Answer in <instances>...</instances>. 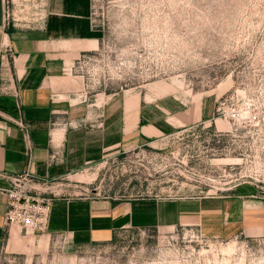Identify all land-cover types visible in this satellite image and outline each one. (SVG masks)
<instances>
[{"label": "rangeland", "instance_id": "1", "mask_svg": "<svg viewBox=\"0 0 264 264\" xmlns=\"http://www.w3.org/2000/svg\"><path fill=\"white\" fill-rule=\"evenodd\" d=\"M87 1L96 40L74 68L84 99L113 103V146L53 178L52 201L176 219L84 240L2 217L0 264H264V0Z\"/></svg>", "mask_w": 264, "mask_h": 264}, {"label": "crops", "instance_id": "2", "mask_svg": "<svg viewBox=\"0 0 264 264\" xmlns=\"http://www.w3.org/2000/svg\"><path fill=\"white\" fill-rule=\"evenodd\" d=\"M6 5L5 17L0 0V187L7 185L2 175L26 170L38 178H58L94 164L112 148L114 127L111 100L106 93L99 104L84 99L86 84L74 68L96 40L88 1L7 0ZM126 105H116L125 124ZM141 115L138 109L132 117ZM4 208L0 192V238ZM165 211L145 202L54 200L49 228L75 239H107L126 224L176 219L173 207Z\"/></svg>", "mask_w": 264, "mask_h": 264}, {"label": "built area", "instance_id": "3", "mask_svg": "<svg viewBox=\"0 0 264 264\" xmlns=\"http://www.w3.org/2000/svg\"><path fill=\"white\" fill-rule=\"evenodd\" d=\"M5 17L7 0H3ZM25 146H29L27 138ZM7 185L0 187L5 196L3 221L6 225L17 224L23 228H45L54 195H50L53 178H38L23 170L13 175H2ZM53 184V185H52Z\"/></svg>", "mask_w": 264, "mask_h": 264}, {"label": "bare ground", "instance_id": "4", "mask_svg": "<svg viewBox=\"0 0 264 264\" xmlns=\"http://www.w3.org/2000/svg\"><path fill=\"white\" fill-rule=\"evenodd\" d=\"M226 253H231L233 251V243H229L226 248L223 249Z\"/></svg>", "mask_w": 264, "mask_h": 264}]
</instances>
